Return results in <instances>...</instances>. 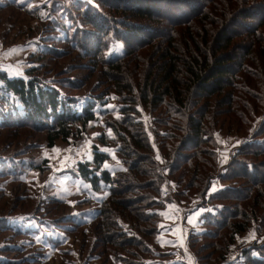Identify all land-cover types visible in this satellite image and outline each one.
Masks as SVG:
<instances>
[{"label":"trees","instance_id":"obj_1","mask_svg":"<svg viewBox=\"0 0 264 264\" xmlns=\"http://www.w3.org/2000/svg\"><path fill=\"white\" fill-rule=\"evenodd\" d=\"M5 9L36 22L23 26L13 15L0 20L3 47L24 27L34 47L23 76L0 70V131L8 130L0 136V202L7 199L0 206V240L10 233L15 244L33 234L17 225L23 215L71 222L62 226L71 234L85 230L83 218L64 212L66 200L37 197L23 175L32 169L45 173V163L25 154L37 144L30 141L35 134L43 133L46 146L53 147L82 139L102 119L98 140L118 146L121 167H104L110 154L96 144L91 160L72 165L93 191L105 192L87 226L93 250L101 246L98 263L147 264L157 257L165 264L173 253L155 250L162 211L195 197L198 207H210L203 230H190L186 239L199 264H264V0H0V12ZM116 43L120 53L112 51ZM70 52L98 72L88 90V79L58 76L79 63L48 64ZM258 81L259 94L252 95ZM236 111L241 123L232 119ZM221 114L230 119L221 120ZM233 125H245L239 127L245 133L221 162L215 132L228 133ZM183 177L189 178L184 187ZM214 182L223 187L210 193ZM170 183L173 193L163 188ZM12 184L24 188L15 193L21 205L10 199ZM251 226L255 236L240 247L241 261L228 262L236 238ZM1 259L0 264H16Z\"/></svg>","mask_w":264,"mask_h":264},{"label":"rangeland","instance_id":"obj_2","mask_svg":"<svg viewBox=\"0 0 264 264\" xmlns=\"http://www.w3.org/2000/svg\"><path fill=\"white\" fill-rule=\"evenodd\" d=\"M11 15H13L14 17L11 18ZM9 18H11V20H13L15 23L21 22L23 26H25L26 24H34L36 22L35 19H32L31 17H28L27 15L21 14L16 11L11 12L10 10L5 9L0 12V20H6ZM16 19H18V21H16ZM11 25L13 26V24L9 23V26ZM25 30L26 27L22 29L20 35L18 34L19 37L10 34V36L8 37L10 42L8 44L12 45L3 47L0 43V70H6L12 76H23L25 67L27 65H30L28 63L29 54L34 47L32 45L33 43L30 41L31 39H29L31 37L29 36L31 33ZM3 37L0 36V41L3 40ZM121 50L122 47L119 43H116L112 47V51L115 53H120ZM76 57V53L70 52L63 58H59L56 60L51 59V61H48V64L50 65V67L56 68L57 66H59V61L66 62V64L70 62L71 64L79 63V65H76L70 72H59L58 76L65 77L67 75L73 74L75 76L77 75L80 79H88L86 82L89 83V85L85 86L86 88L84 87L86 90H88V87L93 86L94 81L98 78V72L93 69L87 58L77 59ZM47 59L48 58H45L43 59V61H47ZM257 66L258 64L254 63V67ZM262 70H264V68ZM259 81L258 85L255 86L253 90H250V93H252V95L259 94ZM104 87L105 85H101L99 89L104 90ZM238 95H241V93H238ZM241 96L242 98H248L243 94ZM82 102H84V100ZM111 105H113L112 102H109L108 106ZM211 105H216L214 104V99L212 100ZM81 107L82 106L79 105L78 109H81ZM240 110L241 107L238 111ZM238 111H236L235 115L233 116L234 118L232 116L231 117L233 120L235 119V121L241 123L242 116L237 115ZM219 118L223 121H227L230 119V116L229 114H221L219 115ZM143 119L145 120L147 125L151 124L150 117L147 112H143ZM102 121L103 120L100 119L98 123L91 124V127L87 128L82 139L75 140L72 138L68 142L57 141L53 147L46 146L45 140L42 137L43 133L35 134L33 136L34 138L30 139V141H32L33 139L37 140V144L34 147H30L25 154L26 156H34V159L36 160L35 163H45V173L40 174L38 170L32 169L29 173L23 175L25 179H28V181L31 182V186L34 189L37 197L43 200H47L48 195H55L66 200L69 210L67 209L64 212H68L67 215L75 217L76 220L83 218L85 221L84 223L86 224L85 230H79L71 234L65 231V229L62 227L64 225L71 226V222H55L48 216H44L40 219H32L30 216L23 215L20 219L17 220V225L24 231L31 229L34 230V232L32 235L25 233V236H20L18 238V242H16L15 244H12V239L10 240V233L6 235V239L4 238L0 240V247L7 245H16L19 247L17 250L12 251L11 254L2 253V251H0V258H2V261L9 259L12 261H16V264H19L20 259L28 258L31 259V261L25 262L26 264H100L95 257V253H98L100 251L101 246L93 250V238L91 237H93L94 234L88 232L89 227L87 228V226L89 220L91 219V216L97 212L100 201L105 195V192L93 191L88 183H85L76 175L75 172H73L72 165L74 163H77L78 161L91 160L92 147L94 144H96L99 149H107L108 151L105 152L110 154L111 159L105 163L104 167H106L107 165L106 168L111 170H115L121 167V162L119 160L120 155L117 151L118 146L114 143L105 145L98 140V136L101 133L100 126H102ZM237 126L238 125H233L231 130H226L228 131V133H225L223 131L221 132L219 130L215 132L217 142L220 147L219 157L221 162L227 159L229 153L232 151L233 146H236L240 141L241 137L239 134L242 135L241 132L245 133V131H241L239 129V127L241 129L246 128L245 125H239L238 128ZM162 131H164V129H161V132ZM107 132L110 135V132ZM0 133V136L4 137L8 134V130H4L3 132L0 131ZM237 136H239L240 138L238 139ZM53 149H57L58 151H53ZM184 153L186 154L188 152ZM28 159L29 158L26 157V161H28ZM180 181L182 183V187H184L188 184L189 178L183 177V179L180 178ZM163 188L166 192L169 191L170 193H173L176 190L175 186L171 183L169 185L163 184ZM8 189H12V191L14 192V195L10 199L16 201L17 204L21 205V202L16 199L15 193L17 194L18 192H21V190H23L24 188L17 184H12L11 187L8 186ZM193 198L194 199L191 198L190 200H184V202H182L183 200L179 203L176 202L177 204L175 205H179L180 207L184 205V207H188L190 208V210L184 211L183 209H180V207L169 208L173 210L172 212H170L171 216L176 215L177 212H179V214H181V217H184V220L185 217L188 216L189 211H192L193 209L195 210L191 212L192 217L194 218L190 219V224H188V220L182 223V225L186 226L187 228L189 226L199 228L197 226V219L200 215V212H208L203 207H198V200L195 197ZM6 202L7 199L4 198L0 202V206L2 204H5ZM79 203L82 204L80 205ZM28 211H30V208L23 209L17 212ZM171 218L172 217H170V219ZM188 218L189 216L187 217V219ZM176 224L178 225V222H176ZM175 226V222H173V224H170L168 226L166 225L165 227L168 231H172L177 239L163 238V245H158L159 248L163 251L173 250V252L171 253H173L174 255H172L177 256L175 259L172 257L165 264H174L175 262L182 261L184 259L187 261H191L192 257L195 258V264H199V262L196 260L197 258L195 256V253L189 248L187 241L185 245L184 238H181V236H183V233L181 231L182 228L178 227L177 229H173ZM186 231L187 229H185L184 233ZM166 234L168 233H164V237H166ZM187 234L188 232H186V237ZM254 236L255 231L253 226H251L247 230V232L238 236L228 254L227 261H240L241 258H239L238 256L240 247L245 244L249 245V242L254 239ZM203 242L207 243L208 240H205ZM200 245H202V242L199 243L196 247L197 251L200 249ZM209 251L210 249L204 250L202 251V254ZM158 260L159 259L157 257H151L147 260V262L148 264H155L158 263Z\"/></svg>","mask_w":264,"mask_h":264},{"label":"crops","instance_id":"obj_3","mask_svg":"<svg viewBox=\"0 0 264 264\" xmlns=\"http://www.w3.org/2000/svg\"><path fill=\"white\" fill-rule=\"evenodd\" d=\"M215 184V185H214ZM174 185V184H173ZM175 186V185H174ZM223 187V185H222V183H213V185L211 186V188H210V193H212V192H214V191H216V190H218V189H220V188H222ZM213 190V191H212ZM167 192H169V191H167ZM170 193V192H169ZM192 199H194L193 197H192ZM197 199V198H196ZM198 200V199H197ZM182 202H184V201H182ZM194 203V202H193ZM177 203H168L167 205H166V207H165V209L162 211V215H163V220L161 221V223H160V234H159V238H158V241L156 242V244H155V250H156V253L158 252H162V253H170V252H173V250H161L160 248H159V246L158 245H163V243H162V239L163 238H168V239H170V238H175V239H177V237L174 235V233L172 232V231H168L167 229H166V225L168 226V225H170V224H173V222H175V227L173 228V229H177L178 227L179 228H182V233H183V236H181V238L183 237L184 238V244L186 245V239H187V237H186V232H189L190 230H194V231H196V232H199V231H202L203 230V215L205 214V213H201L200 212V215H199V217H198V219H197V226L199 227V228H196V227H191V226H189L188 228L186 227V226H183L182 225V223L184 222V221H186V220H188V224H190V222H191V220L190 219H193L194 217H192V214H191V212L192 211H195L194 209L192 210V211H189V213H188V216H189V218L187 219V217H185V220H184V217L182 216L181 217V214H179V212H177V214L176 215H173V216H171L170 215V212H172L173 210L172 209H169V208H174V207H180L179 205H177V206H175ZM177 208H175V209H177ZM210 208V207H209ZM209 208H204L206 211H208V209ZM180 209H183L184 211H187V210H190V208H188V207H184V205H182V207H180ZM179 216H180V218H179ZM194 216V215H193ZM170 217H172L171 219H170ZM178 220V221H177ZM176 222H178V225L176 224ZM185 229H187V231L184 233V231H185ZM164 233H168V234H166L165 236L166 237H164ZM179 240H180V238H179ZM165 247H166V245H165ZM185 247V246H184ZM183 247V248H184ZM174 255V254H173ZM174 259L177 257V256H172ZM171 257V258H172ZM171 258H169V259H167L165 262H168ZM156 259V258H155ZM242 259V258H241ZM157 260V259H156ZM183 261H185L187 264H190V261H187V260H183ZM241 261V260H240ZM239 261V262H240ZM154 262V261H153ZM148 264V263H147ZM155 264H158V263H155Z\"/></svg>","mask_w":264,"mask_h":264},{"label":"snow or ice","instance_id":"obj_4","mask_svg":"<svg viewBox=\"0 0 264 264\" xmlns=\"http://www.w3.org/2000/svg\"><path fill=\"white\" fill-rule=\"evenodd\" d=\"M20 2L22 3L23 2V0H20ZM10 51H15V50H10ZM102 151H108L107 149H101ZM53 151H58L57 149H53ZM106 167H107V165H106Z\"/></svg>","mask_w":264,"mask_h":264},{"label":"built area","instance_id":"obj_5","mask_svg":"<svg viewBox=\"0 0 264 264\" xmlns=\"http://www.w3.org/2000/svg\"><path fill=\"white\" fill-rule=\"evenodd\" d=\"M190 264H195V258L194 257L191 258Z\"/></svg>","mask_w":264,"mask_h":264}]
</instances>
